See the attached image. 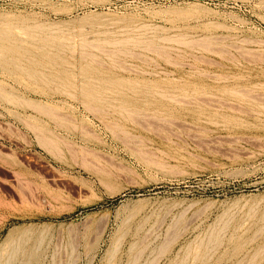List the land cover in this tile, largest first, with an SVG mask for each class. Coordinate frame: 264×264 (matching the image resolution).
Returning <instances> with one entry per match:
<instances>
[{"label": "rangeland", "instance_id": "374dc122", "mask_svg": "<svg viewBox=\"0 0 264 264\" xmlns=\"http://www.w3.org/2000/svg\"><path fill=\"white\" fill-rule=\"evenodd\" d=\"M0 83V264H264V0H0Z\"/></svg>", "mask_w": 264, "mask_h": 264}, {"label": "bare ground", "instance_id": "6f19581e", "mask_svg": "<svg viewBox=\"0 0 264 264\" xmlns=\"http://www.w3.org/2000/svg\"><path fill=\"white\" fill-rule=\"evenodd\" d=\"M102 19H104V18H102ZM40 24H41V23H40ZM27 25H29V24H27ZM24 26H25V24H24ZM94 26H95V25H94ZM92 27H93V26H92ZM97 27H98V26H97ZM107 27H108V26H107ZM93 28H94V27H93ZM82 29H84V28H82ZM90 29H91V28H90ZM148 31H149V30H148ZM148 31H147V32H148ZM150 31H151V30H150ZM154 31H155V30H154ZM105 33H106V32H105ZM94 34H95V33H94ZM147 35H148V34H147ZM182 37H183V36H182ZM92 38H93V37H91V39H92ZM128 38H129V37H128ZM162 38H164V37H162ZM173 38L175 39V37H173ZM179 38H180V37H179ZM183 38H184V37H183ZM165 39H166V38H165ZM174 39H173V40L169 39V40L172 41V42H175ZM177 39H178V38H177ZM102 40H103V39H102ZM130 40H131V39H127V41H130ZM141 40L143 41V39H141ZM147 40H148V39H147ZM149 40H151V39H149ZM157 40H158V39H157ZM161 40H164V39H161ZM169 40H168V41H169ZM95 41L97 42V40H95ZM95 41L88 42L87 40L84 39V36L81 37V41H80V42H81V47H80V48H81V56H82L81 58H83V59H89L90 61H96V57H95V55L92 54V53L89 51V49H93V48H94V49H95V48H98L99 51H101L100 53H102V54L104 53V55L107 54V55H110V56H115V55L117 54L116 49H115V51H105V49L102 48L101 46H99ZM105 41H106V40H105ZM105 41H103V43H105ZM119 41H121V40H119ZM122 41H123V39H122ZM127 41L124 40V42L129 43V42H127ZM132 41H133V40H132ZM164 41H165V40H164ZM168 41L166 40V42H168ZM170 41H169V42H170ZM182 41H183V40H182ZM182 41L180 40L179 42H182ZM3 42H4V41H3ZM74 42H75V41H74ZM112 42H113V41H112ZM112 42H111V43H112ZM138 42H140V40H139ZM146 42H147V41H146ZM176 42H178V41H176ZM176 42H175V43H176ZM183 42H184V41H183ZM183 42H182L181 45H183ZM185 42L188 43L189 41L186 40ZM201 42H202V41H201ZM201 42H200V41L198 42V40H197V41H191V42L188 43V45L192 43V44H194V46L196 45V47H197V45H198V47H199V46H200V47L202 46V47H204V49H205V48L208 49V44H206L205 41H204V43H203V42L201 43ZM21 43H22V42H21ZM113 43H114V42H113ZM113 43H112V45H115V44H113ZM150 43H151V42H150ZM108 44H109V42H108ZM118 44H119V43H118ZM118 44L116 43V45H118ZM121 44H122V43H121ZM132 44H133V43H132ZM135 44H137V43L135 42ZM144 44H145V43L143 42V45H144ZM147 44H148V43H147ZM178 44H180V43H178ZM72 45H73L74 47L76 46V45H74V43H73ZM106 45H107V43H106ZM124 45H125V43H124ZM133 45H134V44H133ZM137 45H138V44H137ZM140 45H142V43H141ZM184 45H185V44H184ZM186 45H187V44H186ZM186 45H185V46H186ZM6 46H7V45H6ZM34 46H35V45H34ZM36 46H37V45H36ZM109 46H111V45H109ZM159 46H160V45H159ZM163 46H164V45H163ZM71 47H72V46H71ZM78 47H79V46H78ZM155 47H156V45L153 46V47H150V50H151V48H155ZM170 47H171V46H170ZM173 47H174V46H173ZM190 47H192V46H190ZM133 48H134V46H133ZM139 48H140V47H139ZM143 48H145V47H143ZM161 48H162V46H161ZM163 48H164V47H163ZM166 48H169V47L166 46ZM75 49H77V48H75ZM94 49H93V50H94ZM122 49H124V48H122ZM122 49H121V50H122ZM137 49H138V48H137ZM148 49H149V47H148V48H147V47L145 48V50H147V51H148ZM155 49H158V50H156V52L160 51L158 46H157ZM173 49H174V48H173ZM175 49H177V48H175ZM64 50H65V49H64ZM108 50H109V49H108ZM118 50H119V48H118ZM205 50H206V49H205ZM8 51H10V49H9ZM32 51H33V50H32ZM75 51H76V50H75ZM75 51H74V52H75ZM96 51H97V50H96ZM119 51H120V50H119ZM128 51H129V50H128ZM153 51H155V50L152 49V52H153ZM161 51H162V50H161ZM179 51H180V50H179ZM79 52H80V51H79ZM120 52H121V51H120ZM165 52H166V49H165ZM165 52H164V54H165ZM170 52H171V51H170ZM32 53H33V52H32ZM37 53H38V52H37ZM118 53H119V52H118ZM123 53H124V52H123ZM123 53L121 52V53H119V54H123ZM132 53H133V51H132ZM140 53H141V52H140ZM140 53H136V51H135V54H134V55L132 54V56H133L134 58H138V61H140V62H145L146 60H145V61H141V60H139V57H140L142 54L139 55V57L136 56V54L138 55V54H140ZM159 53H160V52H159ZM162 53H163V52H162ZM167 53H169V51H167ZM172 53H173V52H172ZM38 54H39V53H38ZM125 54H128L127 56H129V53L126 52V53H124V55H125ZM155 54H157V53H155ZM160 54H161V53H160ZM162 55H163V54H162ZM170 55H172V54H170ZM175 55H176V54H175ZM68 56H69V55H68ZM110 56H109V57H110ZM130 56H131V53H130ZM142 56H143V55H142ZM156 56H157V55H156ZM165 56H166V55H165ZM167 56H169V55H167ZM167 56H166V57H167ZM172 56H173V55H172ZM176 56H177V55H176ZM190 56H191V55H190ZM10 57H11V56H10ZM29 57H30V56H29ZM150 57H151V56H150ZM150 57L147 58V59H150ZM158 57H159V56H158ZM118 58H119V57H118ZM125 58H127V57H125ZM130 58H131V57H130ZM159 58H160V57H159ZM170 58H171V57H170ZM115 59H116V58H115ZM145 59H146V58H145ZM171 59H173V58H171ZM35 60L37 61L36 58H35ZM110 60H112V59H110ZM113 60H114V59H113ZM143 60H144V59H143ZM151 60H152V59H151ZM163 60H165V59H163ZM118 61H119V60H118ZM152 61H153V60H152ZM21 62H22V61H21ZM121 62H122V61H121ZM164 62H165V61H164ZM170 62H171V61H170ZM99 63H100V62H99ZM99 63H97V64H99ZM104 63H105V61H104ZM126 63H127V62H126ZM146 63H148V62H146ZM23 64H24V63H23ZM101 64H102V63H100V65H101ZM128 64H131V63H128ZM133 64H134V63H133ZM133 64H132V65H133ZM148 64H149V63H148ZM173 64H175V65L177 64V65H178V63H176V61H174ZM183 64H184V63H183ZM103 65H104V64H103ZM122 65H123V62H122ZM134 65H135V64H134ZM142 65H143V64H142ZM170 65H171V64H170ZM184 65H185V64H184ZM20 66H21V65H20ZM76 66H77V65H76ZM118 66H121V65H118ZM179 66H180V65H179ZM188 66H189V65H188ZM21 67H22V66H21ZM103 67H104V66H103ZM113 67H114V66H113ZM127 67H128V66H127ZM138 67H139V66H138ZM189 67H190V66H189ZM191 67H192V66H191ZM115 68H116V67H115ZM131 68H132V67H131ZM134 68H135V67H134ZM195 68H196V67H195ZM117 69H118V68H117ZM128 69H130V68L128 67ZM8 70H9V68H8ZM130 70H132V69H130ZM35 71H36V70H35ZM121 71H122V70H121ZM123 71H124V70H123ZM135 71H136V70H135ZM143 71H144V70H143ZM158 71H159V70H158ZM44 73H45V72H44ZM140 73H141V72H140ZM143 73H144V72H143ZM150 73H151V72H150ZM150 73H149V74H150ZM147 74H148V73H147ZM155 74H156V73H155ZM155 74H154V75H155ZM166 74H169V73H166ZM31 75H33V73H32ZM77 75H78V74H77ZM151 75H152V74H151ZM164 75H165V74H164ZM199 75H200V74H199ZM201 75H202V74H201ZM206 75H207V74H206ZM158 76H159V74H158ZM168 76H169V75H168ZM171 76H172V74H171ZM33 77H34V75H33ZM145 77H146V76H145ZM159 77H160V76H159ZM210 77H212V76H210ZM216 77H217V76H216ZM164 78H165V77H164ZM168 78H169V77H168ZM171 78H172V77H171ZM181 78H182V77H181ZM76 79H77V78H76ZM148 79H149V78H148ZM174 79H175V78H174ZM180 80H181V79H180ZM127 82H128V81H127ZM0 84H1V83H0ZM77 84H78V82H77ZM169 84H171V83H169ZM1 85H2V84H1ZM50 86H51V85H50ZM61 87H62V86H61ZM75 88H77V86H76ZM0 90H1V89H0ZM73 90H74V89H73ZM55 91H56V90H55ZM62 91H63V90H62ZM151 91H153V90H151ZM246 91H247V90H245V91H243V90H241V91H240V90H237V91H235V93H236L237 95H240L241 97H248V98H249V96H248V94H247ZM250 91H252V90H250ZM68 92H69V91H68ZM75 92H76V90H75ZM249 93H250V92H249ZM2 94H3V93H2ZM66 94H69V93L66 92ZM13 95H15V94H13ZM70 95H71V94H70ZM70 95H69V96H70ZM72 95H73V94H72ZM164 95H165V94H164ZM253 95H254V97H255V95H257V94H253ZM136 96H137V95H136ZM166 96H167V95H166ZM75 97H76V94H75ZM218 97H219V96H218ZM252 97H253V96H252ZM252 97H250V98L252 99ZM258 97H259V96H258ZM261 97H262V98H261ZM72 98H73V97H72ZM183 98H184V97H183ZM187 98H188V97H187ZM220 98H222V97H220ZM255 98L257 99V97H255ZM5 99H6V100H9V101H19V102L24 103V104H27V105H28V104H29V105H36V107H37L38 105H40V104L37 103V102L27 101V100H25L24 98H18V97H16V96H11V95H10V96H7V95H6ZM76 99H77V98H76ZM184 99H185V98H184ZM184 99H183V100H184ZM197 99L200 101V98H197ZM197 99H196V100H197ZM206 99H207V98H206ZM213 99H214V98H213ZM213 99H212V100H213ZM260 99H264V97H263V96H260L259 100H260ZM74 100H75V99H74ZM141 100H142V99H141ZM176 100H178V101H182V99H178V98H177ZM190 100H191V99H190ZM204 100H205V98H204ZM207 100L209 101V99H207ZM210 100H211V99H210ZM212 100H211V101H212ZM252 100H255V99L253 98ZM257 100H258V99H257ZM77 101H78V99H77ZM80 101H81V100H80ZM174 101H175V100H174ZM184 101H185V100H184ZM184 101H183V103L191 104V103H189V101H188V102H187V101L184 102ZM192 101H193V100H192ZM201 101H203V100H201ZM201 101H200V102H201ZM205 101H206V100H205ZM205 101H203V102L205 103ZM214 101H215V100H214ZM214 101H212V102H214ZM217 101H218V100H216V102H217ZM223 101L227 102V101H229V100H227V101H226V100H223ZM115 102H116V101H115ZM193 102H195V101H193ZM219 102L222 103V100L219 101ZM263 102H264V101H263ZM81 103H82V102H81ZM221 103H220V104H221ZM232 103H234V102H232ZM207 104H208V102H207ZM210 104L213 105L212 103H210ZM227 104H228V102L226 103L225 107L227 106ZM237 104H238V103H237ZM86 105H87V108H88L89 110L91 109V111H93V113H94V112H99V111H101L98 107H95V106H92V105H89V104H86ZM195 105H196V104H195ZM228 105H229V104H228ZM238 105H239V104H238ZM81 106H82V105H81ZM213 106H214V105H213ZM215 106H217V105H215ZM215 106H214V107H215ZM220 106H221V105H220ZM223 106H224V105H223ZM231 106H232V105H231ZM234 106H235V105H233V109H234V110L237 109V108H236L237 106H235V107H234ZM33 107H34V106H33ZM85 107H86V106H85ZM39 108H40V106H39ZM121 108H122V107H121ZM129 108H130V107H129ZM216 108H217V107H216ZM218 108H219V107H218ZM221 108H222V107H221ZM226 108H227V107H226ZM231 108H232V107H231ZM36 109H37V108H36ZM41 109H42V107H41ZM117 109H118V108H117ZM131 109H132V108H131ZM131 109H130V110H129V109L127 110V109L125 108V109H124V110H125V113H127V114H128L130 117H132V118H134V117H136V116H139L140 113H139L136 109H135V110H131ZM89 110H88V111H89ZM121 110H122V109H121ZM239 110H242V108L239 109V106H238V110H236V111H239ZM43 111H44V110H43ZM47 111H48V110H46V114H47ZM139 111H140V110H139ZM50 112H51V111H50ZM102 112H103V111H102ZM105 112H106V111H105ZM144 112H145V110H144ZM158 112H159V111H158ZM48 113H49V112H48ZM89 113H90V112H89ZM93 113H91V114H93ZM241 113H242V112H241ZM52 114H53V113H52ZM52 114H51V115H52ZM96 114H98V113H96ZM226 114H227V113H226ZM98 115H99V114H98ZM54 116H56V115H54ZM112 116H113V115H112ZM140 116H142V118H143L144 115L141 114ZM140 116H139V117H140ZM145 116L148 117V114L145 115ZM130 117H129V118H130ZM139 117H138V118H139ZM124 118H125V117H124ZM127 118H128V117H127ZM132 118H131V119H132ZM136 118H137V117H136ZM101 119H102V118H101ZM159 119H160V118H159ZM104 120H105V119H104ZM128 120H129V119H128ZM132 120H133V119H132ZM138 120H139V119H138ZM146 120H147V119H146ZM161 120H163V119H161ZM101 121H102V120H101ZM133 121H134V123H136L135 120H133ZM139 121H140V120H139ZM139 121H138V122H139ZM144 122H145V121H144ZM144 122H143V123H144ZM205 122H206V121H205ZM211 122H212V121H211ZM101 123H102V122H101ZM109 123H110V122H109ZM111 123H112V122H111ZM111 123H110V124H111ZM130 123H131V122H130ZM103 124H105V123H103ZM131 124H132V123H131ZM141 125H142V124H141ZM105 126H106V124H105ZM111 126H115V125L112 124V125H110V127H111ZM106 127H107V126H106ZM112 128H113V127H112ZM116 128H119V127L117 126ZM120 128H121V127H120ZM123 128H124V126H123ZM110 130H111V129H110ZM113 131H114V130H113ZM113 131H112V133H113ZM122 131H123V130H122ZM37 132H39V131H37ZM114 132H115V131H114ZM123 132H124V131H123ZM117 133H118V132H117ZM127 133H128V132H127ZM127 133H126V134H127ZM115 134H116V133H115ZM116 135H117V134H116ZM118 135H119V134H118ZM121 135H123V133H122ZM127 135H128V134H127ZM128 136H129V135H128ZM125 137H126V136H125ZM45 139H46V138H45ZM48 139H49V138H48ZM123 139H124V137H123ZM126 139H127V138H126ZM40 140H41V138H40ZM43 140H44V139H43ZM46 141H47V139H46ZM48 141H49V140H48ZM47 143H48V142H47ZM47 143H46V144H47ZM50 147H51V146H50ZM254 206H255V205H254ZM249 207H250V206H249ZM253 209H254V208H253ZM255 210H256V209H255ZM253 211H254V210H253ZM253 211H252V212H253ZM253 213H254V212H253ZM245 214H246V213H245ZM217 235H218V234H217ZM209 236H210V235H209ZM209 236H208V237H209ZM211 238H212V236H211ZM205 239H206V238H205ZM219 239H220V238H219ZM209 240H210V239H209ZM217 241H218V239H213V240L210 241V242L208 241V242H209V245H208V247L206 246V248H207V249H206V252H209L210 250L214 249V247H215V246L218 244V242H219V241H218V242H217ZM204 242H205V241H204ZM208 242H207V243H208ZM165 245H166V244H165ZM13 247H14V246H13ZM15 247H16V246H15ZM263 247H264V246H263ZM162 248H163V247H162ZM215 248H216V247H215ZM263 249H264V248H263ZM215 250H216V249H215ZM32 251H33V250H32ZM160 251H161V250H160ZM204 251H205V250H204ZM17 252H18V251H17ZM18 253H19V252H18ZM205 254H206V253H205ZM185 256H186V255H185ZM136 257H138V256H136ZM193 257H194V256H193ZM205 257H206V256H205ZM207 257L209 258V256H207ZM210 257H211V256H210ZM16 258H17V257H16ZM16 258H15V259H16ZM132 258H135V256L132 257ZM31 259H32V258H31ZM135 259H136V258H135ZM187 259H188V258H187ZM191 259H192V258H191ZM193 259H194V258H193ZM195 259H196V258H195ZM195 259H194V260H195ZM249 259H250V258H249ZM251 259H253V258H251ZM18 260H19V259H18ZM32 260H33V259H32ZM132 260H133V259H132ZM151 260H152V259H151ZM183 260H184V259H183ZM183 260H182V262L185 261V260H184V261H183ZM5 261H6V260H5ZM16 261H17V260H16ZM20 261H21V260H20ZM135 261H136V260H135ZM250 261L252 262V260H250ZM6 262H7L6 264H10V263H11V260H8V261H6ZM17 262H19V261H17ZM17 262H16V263H17ZM22 262H23V261H22ZM152 262H153V261H152ZM248 262H249V261H248ZM14 263H15V262H14ZM133 263H134V260H133ZM150 263H151V261H150ZM148 264H149V263H148ZM177 264H178V263H177Z\"/></svg>", "mask_w": 264, "mask_h": 264}]
</instances>
